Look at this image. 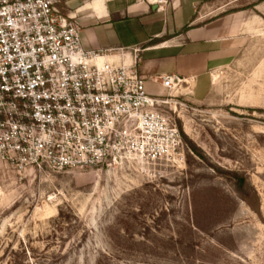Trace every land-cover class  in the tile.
I'll return each instance as SVG.
<instances>
[{
    "label": "rangeland",
    "instance_id": "rangeland-1",
    "mask_svg": "<svg viewBox=\"0 0 264 264\" xmlns=\"http://www.w3.org/2000/svg\"><path fill=\"white\" fill-rule=\"evenodd\" d=\"M196 2L177 15L180 30ZM203 7L240 14L250 34L174 90L147 85L177 121L185 159L85 174L0 162V264H264V0ZM191 51L162 52L175 57L162 70H197Z\"/></svg>",
    "mask_w": 264,
    "mask_h": 264
},
{
    "label": "built area",
    "instance_id": "built-area-1",
    "mask_svg": "<svg viewBox=\"0 0 264 264\" xmlns=\"http://www.w3.org/2000/svg\"><path fill=\"white\" fill-rule=\"evenodd\" d=\"M164 2V0H162ZM67 0H0V162L34 173H94L185 159L175 118L138 72L139 49L89 50Z\"/></svg>",
    "mask_w": 264,
    "mask_h": 264
},
{
    "label": "crops",
    "instance_id": "crops-1",
    "mask_svg": "<svg viewBox=\"0 0 264 264\" xmlns=\"http://www.w3.org/2000/svg\"><path fill=\"white\" fill-rule=\"evenodd\" d=\"M160 0H70L67 6L75 9L71 14L82 23V38L89 50L123 49L132 52L142 49L139 57L138 72L150 77L179 76L187 78L202 75L213 66H220L223 60L234 54L243 44L248 34L243 29L244 21L240 14L221 17L223 8L216 7L208 11L206 7L198 14L193 6V17L183 29L177 28V15L182 12L190 0H167L171 7L159 5ZM166 3V0H164ZM163 3V4H164ZM157 6L154 11L153 7ZM221 14V15H220ZM173 24L170 27V17ZM175 47L163 42L149 48L154 39L175 36ZM190 48L196 59L202 64L188 74L167 73L162 66L174 62L173 54L163 55L164 51H179ZM162 56L165 58L162 59ZM188 80H184L187 82ZM148 85L151 86L149 83Z\"/></svg>",
    "mask_w": 264,
    "mask_h": 264
},
{
    "label": "trees",
    "instance_id": "trees-1",
    "mask_svg": "<svg viewBox=\"0 0 264 264\" xmlns=\"http://www.w3.org/2000/svg\"><path fill=\"white\" fill-rule=\"evenodd\" d=\"M176 36H177V35H175V36H166V37H164L163 39H154V40H152V41L149 43L148 47H151L152 45H159V44H161V43H163V42H166V41L171 40L172 38H174V37H176Z\"/></svg>",
    "mask_w": 264,
    "mask_h": 264
},
{
    "label": "water",
    "instance_id": "water-1",
    "mask_svg": "<svg viewBox=\"0 0 264 264\" xmlns=\"http://www.w3.org/2000/svg\"><path fill=\"white\" fill-rule=\"evenodd\" d=\"M153 10L156 11V10H157V6H154V7H153Z\"/></svg>",
    "mask_w": 264,
    "mask_h": 264
},
{
    "label": "bare ground",
    "instance_id": "bare-ground-1",
    "mask_svg": "<svg viewBox=\"0 0 264 264\" xmlns=\"http://www.w3.org/2000/svg\"><path fill=\"white\" fill-rule=\"evenodd\" d=\"M161 3H162V1H159V2H158L159 5H160ZM183 82H184V80H183Z\"/></svg>",
    "mask_w": 264,
    "mask_h": 264
}]
</instances>
